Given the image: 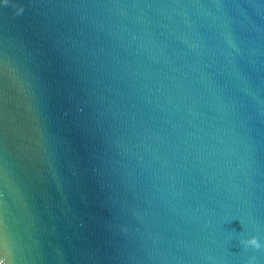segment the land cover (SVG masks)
Masks as SVG:
<instances>
[{
  "label": "water",
  "instance_id": "95a60500",
  "mask_svg": "<svg viewBox=\"0 0 264 264\" xmlns=\"http://www.w3.org/2000/svg\"><path fill=\"white\" fill-rule=\"evenodd\" d=\"M0 264H264V0H0Z\"/></svg>",
  "mask_w": 264,
  "mask_h": 264
}]
</instances>
